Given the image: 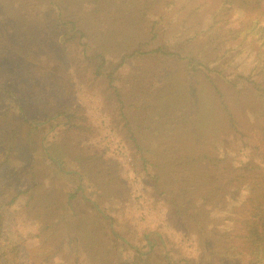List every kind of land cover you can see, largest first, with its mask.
I'll return each instance as SVG.
<instances>
[{"label":"rangeland","instance_id":"374dc122","mask_svg":"<svg viewBox=\"0 0 264 264\" xmlns=\"http://www.w3.org/2000/svg\"><path fill=\"white\" fill-rule=\"evenodd\" d=\"M56 3L0 0L1 263L249 264L236 234L264 184V47L232 31L246 13ZM156 46L197 69L140 54Z\"/></svg>","mask_w":264,"mask_h":264},{"label":"trees","instance_id":"16d2710c","mask_svg":"<svg viewBox=\"0 0 264 264\" xmlns=\"http://www.w3.org/2000/svg\"><path fill=\"white\" fill-rule=\"evenodd\" d=\"M35 4L41 5L49 2L52 6L58 7L56 0H34ZM222 5L226 6L227 9H242L247 17L242 19V24L239 25L236 29L232 30L236 33V37H241L239 42L248 43L257 42L259 47H264V25L261 24L259 19V14L256 13H264V0H222ZM50 7V6H49ZM51 8V7H50ZM249 46V45H248ZM206 53L204 57L208 55V48L206 49ZM135 51L130 54L122 55L120 57L119 62L117 63V68L120 67L124 60L134 56ZM142 55L146 54H161L167 56H175L176 58L182 59L186 61V65L192 67V69L196 70L194 66V57L189 54H184L182 56L181 52L167 50L163 46L152 47L149 50H144L140 52ZM196 60V59H195ZM203 59H198L197 61H202ZM103 63V60L102 62ZM203 67H207L205 63H201ZM208 71L215 72L220 74L218 77H223V70L220 69V66H210V62L208 63ZM112 72L109 73V82L112 83ZM208 81H210L211 85L215 89L219 98L224 97L223 92L218 89V87L214 84V79L208 75ZM115 92L118 93L117 88H114ZM262 91V99H263V109H264V90ZM228 110V107L225 106ZM229 110L228 115L230 116ZM192 116V115H191ZM230 121L233 123V119ZM184 135V134H183ZM182 135V136H183ZM181 136V137H182ZM185 159H189V163L192 168L200 169L201 162L197 159H191L193 156L191 150L185 151ZM214 156H211L208 151V161L210 164L214 165L212 159ZM209 168V166H208ZM210 171H208L209 174ZM250 207L248 209H242V216L239 218L240 234H236L237 237L241 238V250L240 253L248 260L249 264H264V184L260 186V192L256 199L250 201ZM1 224V223H0ZM4 254V250L2 246H0V257ZM3 259V258H2ZM8 260H5L7 262ZM0 264L1 263L0 261Z\"/></svg>","mask_w":264,"mask_h":264}]
</instances>
